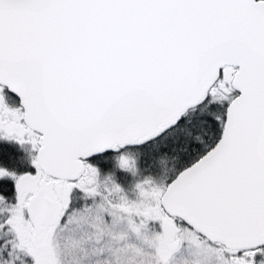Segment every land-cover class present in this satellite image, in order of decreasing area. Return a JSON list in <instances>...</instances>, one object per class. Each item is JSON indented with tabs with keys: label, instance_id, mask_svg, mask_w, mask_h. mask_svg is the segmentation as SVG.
<instances>
[{
	"label": "snow or ice",
	"instance_id": "1",
	"mask_svg": "<svg viewBox=\"0 0 264 264\" xmlns=\"http://www.w3.org/2000/svg\"><path fill=\"white\" fill-rule=\"evenodd\" d=\"M0 264H264V0H0Z\"/></svg>",
	"mask_w": 264,
	"mask_h": 264
}]
</instances>
